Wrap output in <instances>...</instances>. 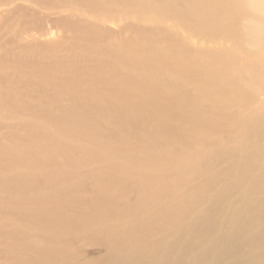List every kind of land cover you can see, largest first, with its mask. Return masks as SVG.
<instances>
[{"label": "bare ground", "instance_id": "1", "mask_svg": "<svg viewBox=\"0 0 264 264\" xmlns=\"http://www.w3.org/2000/svg\"><path fill=\"white\" fill-rule=\"evenodd\" d=\"M82 1L158 5L157 0ZM21 2L0 5V28L7 15L18 13ZM170 5L167 15L177 21L175 35L167 37L163 27H157L162 24L153 20L151 28H141L133 37L136 45L130 32L123 38L127 29L100 42L93 37L99 50L111 45L109 49L119 52L112 55L117 63L106 61L107 71L97 54L92 55V67L72 66L68 55L54 69L48 64L32 68V46H42L47 53L64 47L53 31L44 33L42 45L32 41L29 31L15 35L7 45L0 39V112L13 114L7 123L13 128L9 133L4 130L8 118L0 116V144L18 135L11 138L7 153L0 152V221L9 220L14 227V217L38 215L40 224L52 230L44 244L59 247L63 242L54 236L65 229L74 237L100 235L104 252L95 251L98 261L118 250L124 241L120 233L135 239L125 244L132 254L153 250L150 234L151 238L158 234L162 221L173 218L185 204L171 190L177 188L176 177L190 164L205 174L206 166L210 168L207 146H216L226 131L233 130L247 147L256 148L258 156L264 155V93L259 96L253 85L249 88L250 82L264 76V0H171ZM121 16L98 19L110 23ZM155 28L153 41L145 40V30ZM125 61L126 72L118 65ZM32 70L41 78L38 90L43 93L49 86L57 90L51 99L32 101ZM94 72L100 77L89 78L87 73ZM50 73L55 77H46ZM212 124L224 127L221 136L212 131ZM24 137L31 141L30 150L8 159L12 144L16 147ZM236 144L230 153L240 161L239 184L248 185L256 196L264 194V182L260 185L264 160L251 147ZM16 163L26 169L13 183L4 170ZM255 201L246 210L257 220L264 198ZM6 209L11 218L3 216ZM1 228L3 250L14 253L18 245L32 249L28 239L17 240L15 230Z\"/></svg>", "mask_w": 264, "mask_h": 264}, {"label": "rangeland", "instance_id": "2", "mask_svg": "<svg viewBox=\"0 0 264 264\" xmlns=\"http://www.w3.org/2000/svg\"><path fill=\"white\" fill-rule=\"evenodd\" d=\"M169 1L171 2V0ZM169 1L157 0V6L149 2L136 6L129 1H118L119 3L102 1L100 4H91L81 2V0H22L18 8L16 7L18 13L7 15V21L5 20V23L1 24L0 34L2 38L0 37V39L3 45H7L10 44L15 35L29 31L32 33V41L36 40L39 45H42V40H45L44 33L53 31L55 33L53 38L63 40L64 47H60L61 49L58 50L51 49L47 53L42 46H32V68L34 66L40 68L42 65H45L44 67L52 65L54 69L68 55L73 58L70 59V65L92 67V65L94 66L92 55L97 54V59H100L101 64H103L102 69L107 71L104 66L106 61L110 64L117 63V59L112 60V55L114 58L119 52L118 50L115 51L114 48V51L109 49L111 45L102 46L99 50L98 43L94 42L95 38L93 37H96L97 41L100 42L105 37L121 34L127 29L123 32V38L131 34L132 42L136 43L137 38L133 37H138L141 28H151L153 20L162 24V26L157 27H163L167 37L175 35L174 27L177 21L167 15L170 14L171 9ZM6 2L7 0H0V5H4ZM119 14L122 16L117 21L111 19L114 21L110 23L98 19V17L101 19L107 15ZM137 15L146 16L145 21L139 20ZM84 26L93 30L89 32L91 34L85 33V30L89 28L85 29ZM187 30L190 32L189 28L185 29V31ZM157 31V28L145 30L146 34H143L145 40L153 41ZM198 35L201 36V34ZM39 51L41 53H38ZM108 54H111L112 61L107 58ZM129 62L128 64L132 63L131 60ZM125 63L126 61L118 64L124 72L128 68ZM261 70L264 71V67ZM87 75L89 78L100 77L95 76L98 75L97 72L87 73ZM49 76L52 78L55 77V74L46 75L48 78ZM83 77L85 75H81L79 78L82 79ZM59 78L61 79V76ZM63 78L65 77L63 76ZM39 80L41 78L37 77L32 70L33 102L42 100V98L51 99L57 93L55 87L49 86L47 90L44 88L43 93H47L43 95L38 90L41 84ZM260 80L250 82L249 88L252 90L251 86L253 85L254 93L263 96L264 76L263 80ZM174 89L173 92L178 93L179 90ZM253 91L250 92L251 95ZM247 93H249V89ZM102 95L106 96L104 93ZM0 116L2 120L3 116L8 118L7 122L4 123V130L9 133L13 128H9L7 123L11 122L10 117L13 118V114L2 111ZM223 129L222 126L212 124V131H217L218 136H221L220 132ZM226 132H229L225 136L226 138L221 137L220 141L215 142L216 146H207L206 158L210 168L205 165L207 170L205 174L202 173L201 167L192 168L193 166L190 164L186 166L187 169L185 168L188 170L186 173L185 170L180 171L176 177L174 182L177 188L174 187L171 190L177 191L180 202L185 204L182 206V211L176 212L173 218L166 217L162 221L163 226L158 234L152 238L150 234L149 240L155 244L153 250L143 248L138 253L132 254L131 248L127 249L125 244L130 242V239L131 241L135 239L120 233L124 236V241L120 242L118 250H113L110 252L111 254H106L104 258L98 261L95 259V251L104 252L103 246L100 244L102 240L100 235L95 234V236L88 237L79 234L74 237L65 229V231L59 232L58 236H54L63 242V245L60 247L53 244L47 245L44 244V240L51 237L52 230L50 232V229L40 224L38 215H32V219L21 218L17 220L14 217V227L9 224V220L0 221L1 229L5 227L10 231L15 230L17 240L27 241L28 239L27 243L32 247L31 250H24L18 245L13 253V251L3 250L0 246V264H87L85 262L87 259H91L88 260V264H264V205L261 204L257 207L259 209L257 220L252 218L251 210H246L250 202L264 198V194L256 196L248 185L246 187L239 184L242 183L241 178H243L239 175L240 171L238 170L240 161L237 160L234 153H232L234 157L230 153L238 146L236 143L244 144L246 150H249L251 146L247 147L248 144L245 145L246 142L244 143L242 138H237V134L233 130ZM20 133L24 134V131L20 130ZM11 138H18V135L10 137L8 141L7 139L1 141L0 152H8ZM238 139L240 142H236L239 141ZM211 141L213 142V140ZM28 142H31L29 138L24 137L20 143L16 144V147L12 144V151L8 155L10 156L8 159L15 160L21 155V150L29 151ZM35 148L32 143V150ZM252 149L254 154L256 153L255 156L264 160V155L260 157L256 148L251 147L250 151ZM13 165L9 169L6 167L7 169L4 171L7 180L12 179L10 182L14 183L20 178L26 167L17 165V163ZM33 175L34 173L27 178L32 179L35 176ZM263 182L264 180L260 183L261 186ZM14 190L17 192L18 186ZM7 193L10 194L9 187ZM18 198L16 197L14 200H18ZM3 216L11 218L12 214L6 209Z\"/></svg>", "mask_w": 264, "mask_h": 264}]
</instances>
